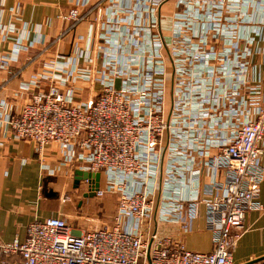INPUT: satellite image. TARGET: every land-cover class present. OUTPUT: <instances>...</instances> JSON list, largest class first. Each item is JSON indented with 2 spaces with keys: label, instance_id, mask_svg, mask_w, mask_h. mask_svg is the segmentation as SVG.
Here are the masks:
<instances>
[{
  "label": "built area",
  "instance_id": "obj_1",
  "mask_svg": "<svg viewBox=\"0 0 264 264\" xmlns=\"http://www.w3.org/2000/svg\"><path fill=\"white\" fill-rule=\"evenodd\" d=\"M107 1L114 2L95 0L87 11L74 9L68 15L76 24L95 12L101 67L85 51L77 58L82 64L56 55L43 65L59 69L61 77L42 90L39 76H34L33 92L4 120L11 138L32 141L37 153L49 143H74L85 151L88 170L107 178V187L99 186L95 197L117 195L113 223L76 232L58 215L32 221L23 239L0 240V264H232L245 214L263 209L259 143L264 138V103L253 115L246 111L243 68L231 65L246 55L232 39L222 42L217 36L237 26L251 30L253 20L245 14L239 18L231 0L171 1L165 34L173 64L168 112L167 62L158 31V8L165 0H142L135 11L122 9L127 16L100 20ZM21 50L12 46L4 52L0 47V67L16 60ZM76 74L98 85L94 98L75 99L69 83ZM192 155L211 171L223 172V179L213 182L211 198L198 194L201 178L189 166ZM202 205L212 238L210 252L189 250L164 230L173 223L188 232L187 221L200 216ZM181 212L186 221L179 219ZM257 264H264V258Z\"/></svg>",
  "mask_w": 264,
  "mask_h": 264
},
{
  "label": "crops",
  "instance_id": "obj_2",
  "mask_svg": "<svg viewBox=\"0 0 264 264\" xmlns=\"http://www.w3.org/2000/svg\"><path fill=\"white\" fill-rule=\"evenodd\" d=\"M94 1L0 0L1 51L9 52L12 46H20L22 49L16 60L7 61L0 67V102L4 103V107L0 109V240L2 241H10L14 236L23 239L25 228L32 221L53 215L67 219L71 204L70 197L66 196L67 201L63 197L67 195L65 193L70 187L73 191L74 171L76 169L89 171L86 162L87 153L81 151L74 143L66 146L49 143L41 154L37 153L32 141L11 138L4 119L7 114L18 111L33 92L34 76H39L38 88L42 90L61 77L59 69H47L43 65L56 55H64L68 60L82 64L83 61H77V58L80 51L84 50L93 56L96 65H102L103 48H100L101 42L97 40L99 26L92 19L95 12L88 14L86 19L76 24L68 17L69 12L74 9L78 13L87 11ZM141 1L114 0L112 3L107 1L99 11V19L104 20L107 15L127 16L122 9L129 6L135 11L134 8L138 7ZM231 3L237 5L234 7L239 18L244 14L249 15L255 27L251 30H241V26H237L233 31L227 30L224 34L218 35L217 39L222 42L225 38L232 39L237 50L246 55L245 59H238L231 65L239 64L243 68L240 79L245 82L246 87L241 92V96L247 102L246 111L253 115L264 103V0H231ZM261 8L263 10L259 11ZM10 22L13 23L11 28ZM168 24L170 26V22ZM168 27L166 26V29ZM25 84L30 86L27 87ZM69 86L75 99L78 100L87 99L82 95L84 88L92 87L91 89L98 90V85H93L88 78L81 79L77 74L72 78ZM259 146L261 148L259 160L264 167V138ZM189 166L193 171L199 172L201 178L199 196L202 199L211 198L215 194V191H212L213 182L221 181L223 172L221 170L213 172L204 167L194 155L191 156ZM80 189L83 190L82 193L86 191L85 182H80L78 191ZM76 192L75 194L78 195ZM51 193L53 194L49 195ZM259 201L263 209L248 211L245 214L242 234L232 251V264H245L264 257V179L260 185ZM179 219L186 221L187 218L181 212ZM113 220L106 226H110ZM187 224L189 230L186 233L181 232L178 225L173 223L164 225V230L172 237L180 239L189 250L210 252L212 238L205 226L203 205L200 207V216L189 219ZM159 228L162 230L161 227Z\"/></svg>",
  "mask_w": 264,
  "mask_h": 264
},
{
  "label": "rangeland",
  "instance_id": "obj_3",
  "mask_svg": "<svg viewBox=\"0 0 264 264\" xmlns=\"http://www.w3.org/2000/svg\"><path fill=\"white\" fill-rule=\"evenodd\" d=\"M170 9H172V5L171 2H168L167 4L164 5L163 14H162V27H163L164 35L167 33L169 28L167 17L169 19L170 14L168 13H170ZM166 26L168 27L167 29ZM81 51L83 52L84 50ZM163 55L165 61L167 62V79H168L169 65L165 55L164 46H163ZM85 87H87V85H85ZM91 88L92 87H90V89L84 88L82 95L86 96L87 98H94L97 93V89H91ZM106 179L107 178L104 176L100 180L101 186L103 188L107 187ZM73 191L70 187L69 190L65 193L67 195H65L63 198L65 200L66 198L70 197L71 204L68 208L66 221L76 232L82 229L90 230L111 223L113 219V215L116 210L117 195L115 193H106L101 198H97L93 196L91 198L85 199L82 196L83 190L80 189V191H77L76 193L78 195L75 194V190Z\"/></svg>",
  "mask_w": 264,
  "mask_h": 264
},
{
  "label": "water",
  "instance_id": "obj_4",
  "mask_svg": "<svg viewBox=\"0 0 264 264\" xmlns=\"http://www.w3.org/2000/svg\"><path fill=\"white\" fill-rule=\"evenodd\" d=\"M172 0H165L163 1L158 8V31L160 34V37L163 42L164 50H165V55L168 61L169 65V78H168V112L171 109L172 105V82H173V64L171 57L169 55V50L167 47V42L165 35L163 33V27H162V14H163V7L165 4L168 2H171ZM166 141H167V135H165V139L163 141L162 145V151L160 155V162H159V175H158V180H157V186H156V193H155V199H154V206H153V211H152V224L155 227L156 225V217H157V208H158V200H159V195H160V183H161V178H162V172H163V165H164V157H165V150H166ZM100 178L101 175L97 171H87L83 169H76L74 171L73 175V190L78 191L80 182H85L86 183V191L82 193V196L85 197H93L95 196L96 191L99 189L100 186ZM53 193L49 194L52 195ZM262 258H258L252 261H249L245 264H255L256 262L262 260Z\"/></svg>",
  "mask_w": 264,
  "mask_h": 264
}]
</instances>
